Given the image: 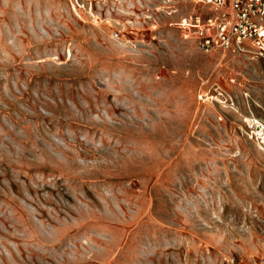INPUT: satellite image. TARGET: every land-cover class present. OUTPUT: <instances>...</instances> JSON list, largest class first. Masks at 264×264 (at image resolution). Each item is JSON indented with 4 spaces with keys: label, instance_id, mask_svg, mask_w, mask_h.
I'll return each mask as SVG.
<instances>
[{
    "label": "rangeland",
    "instance_id": "374dc122",
    "mask_svg": "<svg viewBox=\"0 0 264 264\" xmlns=\"http://www.w3.org/2000/svg\"><path fill=\"white\" fill-rule=\"evenodd\" d=\"M202 7L0 0V264H264V65Z\"/></svg>",
    "mask_w": 264,
    "mask_h": 264
},
{
    "label": "built area",
    "instance_id": "2783aa9c",
    "mask_svg": "<svg viewBox=\"0 0 264 264\" xmlns=\"http://www.w3.org/2000/svg\"><path fill=\"white\" fill-rule=\"evenodd\" d=\"M171 1L163 0V3ZM188 1L203 7L180 16L178 25L197 33L199 52L219 49L222 53L249 56L264 65V0ZM229 105L234 107L232 103ZM245 122L246 137L264 155V119L249 116Z\"/></svg>",
    "mask_w": 264,
    "mask_h": 264
}]
</instances>
